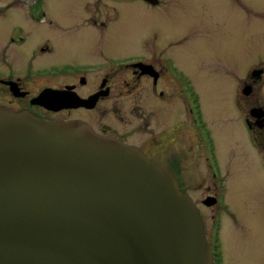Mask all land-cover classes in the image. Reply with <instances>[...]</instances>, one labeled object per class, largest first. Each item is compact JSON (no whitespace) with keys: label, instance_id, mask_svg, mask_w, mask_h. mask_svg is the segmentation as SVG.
Instances as JSON below:
<instances>
[{"label":"water","instance_id":"obj_1","mask_svg":"<svg viewBox=\"0 0 264 264\" xmlns=\"http://www.w3.org/2000/svg\"><path fill=\"white\" fill-rule=\"evenodd\" d=\"M33 103L72 101L48 90ZM0 264L214 260L200 211L171 172L84 123L0 108Z\"/></svg>","mask_w":264,"mask_h":264},{"label":"flooded vegetation","instance_id":"obj_2","mask_svg":"<svg viewBox=\"0 0 264 264\" xmlns=\"http://www.w3.org/2000/svg\"><path fill=\"white\" fill-rule=\"evenodd\" d=\"M119 1H129V4L141 2L151 9L166 5L165 0L88 1L83 17L73 23L70 17L67 26L71 44L76 36L81 37L84 45L73 52L85 60L65 65H44L38 61L56 52L58 38L54 33L60 35L65 27L55 21L56 17H48L45 0H36L34 12L39 17H18L14 23L13 17H10L12 0H0V20L6 25L2 33L7 36L0 43V108L30 112L51 122L84 123L101 136L137 148L162 168L166 164L178 166L179 163L173 162L165 139L158 135L160 131L154 123L167 126L174 118L185 116V124L197 148L198 158L206 168V180L210 183L208 192L211 195L202 204L214 208L215 220L208 236L211 244L212 238L220 240L224 220V217L219 219L220 213H227L230 221L236 220V214L227 202L224 185L227 176L222 173L216 139L205 118L200 95L192 79L179 68L175 59L166 55L165 49H157L149 40L144 44L148 50L143 54L120 56L100 48L102 42L115 34L120 16L123 17L124 11L115 4ZM237 1L244 6L245 0ZM93 10H99V13L92 14ZM24 13L28 14L25 9ZM41 29L51 32L41 36ZM148 33L151 41L160 40L159 30H149ZM173 44L170 42V46ZM25 46L29 48L27 52L24 51ZM235 82L239 121L246 144L256 151L255 165L264 176V107L248 109L247 102L257 94V87L264 83V61L250 63ZM48 90L67 92L71 97V106L56 110L33 103ZM142 90L145 91L143 96L150 97L151 116H147L140 106ZM137 96L141 97L139 102ZM63 113L65 118H53ZM174 177L182 190V182ZM211 199L215 200V204L208 206Z\"/></svg>","mask_w":264,"mask_h":264},{"label":"rangeland","instance_id":"obj_3","mask_svg":"<svg viewBox=\"0 0 264 264\" xmlns=\"http://www.w3.org/2000/svg\"><path fill=\"white\" fill-rule=\"evenodd\" d=\"M45 1L48 17H56L55 21L65 28L60 35L54 33L58 38L56 52L38 59L39 64L65 65L85 60L73 52L84 44L80 36L72 39L71 44L68 23L70 17L72 23L83 17L87 2L91 0ZM165 1L166 5L157 9L141 2L115 3L124 11L123 17L120 16L115 34L102 42L100 48L120 56L143 54L148 50L144 44L149 40L157 49H165V54L172 56L192 79L216 139L222 173L227 176L224 182L227 202L236 214V220L230 221L227 213H220L219 219L224 217L220 240L212 238V247L216 251L218 245L217 259L221 264H264V176L255 165L256 151L246 144L239 121L235 82L250 63L264 61V0H245L244 6L237 0ZM12 2V23L18 17H39L34 12L36 0ZM96 13L99 10H93L92 14ZM5 28L0 20V43L7 38L2 33ZM153 29L161 32L158 42L150 40L148 32ZM50 32L41 29L39 35ZM170 42L174 44L170 46ZM28 50L25 46L24 51ZM144 92L141 91L142 99L137 96L136 100H140L146 115L151 116L150 97L143 96ZM247 102L248 109L264 107V83ZM65 115L57 114L53 118H65ZM185 123L183 116L174 118L167 126L154 124L160 131L158 135L165 139L173 162L179 163L178 166L166 164L163 168L182 182L181 189L199 206L206 239H209L215 220L214 208L205 207L202 201L211 195L208 192L210 183Z\"/></svg>","mask_w":264,"mask_h":264},{"label":"bare ground","instance_id":"obj_4","mask_svg":"<svg viewBox=\"0 0 264 264\" xmlns=\"http://www.w3.org/2000/svg\"><path fill=\"white\" fill-rule=\"evenodd\" d=\"M47 7V6H46ZM220 235V234H219ZM222 247V246H221Z\"/></svg>","mask_w":264,"mask_h":264}]
</instances>
